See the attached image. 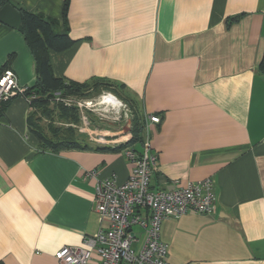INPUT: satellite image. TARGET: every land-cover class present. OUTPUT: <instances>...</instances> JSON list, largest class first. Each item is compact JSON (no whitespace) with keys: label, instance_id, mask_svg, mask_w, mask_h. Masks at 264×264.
I'll return each mask as SVG.
<instances>
[{"label":"crops","instance_id":"0c3cea01","mask_svg":"<svg viewBox=\"0 0 264 264\" xmlns=\"http://www.w3.org/2000/svg\"><path fill=\"white\" fill-rule=\"evenodd\" d=\"M9 1L55 19L57 34L67 30L74 40L49 51L52 74L106 80L116 88L100 102L115 107L128 98L144 117H160L147 131L156 154L151 187L213 178L214 213L162 220L168 263L264 264V75L257 71L264 0ZM6 68L21 86L35 81L22 33L0 22ZM24 99L11 97L0 113V263L64 264L54 256L59 248L83 246L108 226L95 210L94 184L127 179L130 146L119 145L129 132L84 148L44 149L29 130ZM135 232L141 242L143 231Z\"/></svg>","mask_w":264,"mask_h":264},{"label":"built area","instance_id":"2783aa9c","mask_svg":"<svg viewBox=\"0 0 264 264\" xmlns=\"http://www.w3.org/2000/svg\"><path fill=\"white\" fill-rule=\"evenodd\" d=\"M14 75L8 68L0 71V81H3L0 83V103L19 94L30 104L36 94H26L27 86L19 85ZM145 119L141 151L137 152L133 147L124 150L131 165L127 179L119 183L108 177L98 179L94 184L95 210L107 219L108 226L93 236H85L83 246L59 248L54 254L57 261L90 264V259L95 255L96 264H169L166 257L168 244L160 239L158 232L162 220L178 219L188 211L214 213L216 192L212 177L187 181L170 190L151 187L156 154L150 150L147 131L149 123H158L160 117L146 114ZM127 136L122 142L130 139L131 134ZM89 175H94V172H89ZM134 226L143 231L141 242Z\"/></svg>","mask_w":264,"mask_h":264},{"label":"trees","instance_id":"16d2710c","mask_svg":"<svg viewBox=\"0 0 264 264\" xmlns=\"http://www.w3.org/2000/svg\"><path fill=\"white\" fill-rule=\"evenodd\" d=\"M5 4H11L18 9L21 15V33L35 63L34 75H36V78L34 83L27 87L28 90L26 92V94L30 92L36 94V97L32 99L29 104L30 107L35 106L39 108L40 112L44 115L53 116V109L48 108L47 105L50 100L49 98H51L55 92H59L62 95L87 96L92 93L93 90L95 91V86L99 84H106L112 89V91H115L116 86L106 80L94 79L84 83L67 80L52 74L51 63L49 62V51L58 52L71 47L74 40L68 35V31L65 30L64 32L57 34L54 29L56 24L55 19L48 17L41 12L31 13L20 6H16L9 0H0V8ZM66 10L67 1L64 2L62 11L64 22H66ZM239 16H241V14L230 17L227 20V24L237 20ZM257 71L264 75V46L261 60L257 66ZM9 99L10 98L7 100ZM7 100H3L0 103V113H2L4 107L6 106L8 102ZM124 103L129 109V114H131V124L129 130L131 137L125 143L120 144L119 147L130 146L137 152H140L143 144L145 117L141 111L136 108L137 106L131 99L124 98ZM56 108L60 118L70 120L73 123L78 122V114L74 107H65L60 101L57 103ZM27 125L30 132L34 134L39 141L40 146L44 149L59 151L61 149L84 148L88 146V144L84 142V138L80 137L76 130L71 126L62 129V131L61 129L53 128V134L47 136L43 133L41 127L36 124L32 114L28 116ZM136 142L140 143L139 147L135 145Z\"/></svg>","mask_w":264,"mask_h":264},{"label":"rangeland","instance_id":"374dc122","mask_svg":"<svg viewBox=\"0 0 264 264\" xmlns=\"http://www.w3.org/2000/svg\"><path fill=\"white\" fill-rule=\"evenodd\" d=\"M93 87V86H92ZM95 91H91L89 95H62L55 92L48 101V108L53 109V116H46L40 109L31 106L30 114L37 125H39L44 134L47 136L52 135V129H64L69 126L74 128L80 137L84 138V142L89 143L98 142L105 143L108 139H118L128 133L130 130L131 118L129 109L124 103L121 106L112 107L110 105L100 102V97L108 93L111 94L112 89L106 84H99L95 86ZM90 91V92H91ZM62 103L65 107H74L78 114V122L73 123L70 120L60 118L56 105L58 102ZM128 127V128H127ZM123 132L117 134L118 130ZM127 129V131H125ZM124 133V134H123ZM130 133V132H129ZM136 142V146H140ZM135 231H139L137 226H134Z\"/></svg>","mask_w":264,"mask_h":264},{"label":"water","instance_id":"95a60500","mask_svg":"<svg viewBox=\"0 0 264 264\" xmlns=\"http://www.w3.org/2000/svg\"><path fill=\"white\" fill-rule=\"evenodd\" d=\"M0 22L20 32L22 31L21 15L18 9L11 4H5L0 8Z\"/></svg>","mask_w":264,"mask_h":264},{"label":"snow or ice","instance_id":"6c2138e0","mask_svg":"<svg viewBox=\"0 0 264 264\" xmlns=\"http://www.w3.org/2000/svg\"><path fill=\"white\" fill-rule=\"evenodd\" d=\"M3 81H0V83H2Z\"/></svg>","mask_w":264,"mask_h":264}]
</instances>
